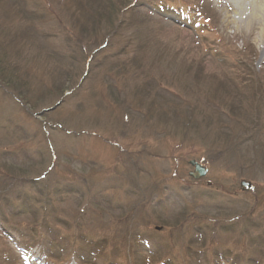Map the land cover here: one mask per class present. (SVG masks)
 Segmentation results:
<instances>
[{
	"label": "rangeland",
	"instance_id": "1",
	"mask_svg": "<svg viewBox=\"0 0 264 264\" xmlns=\"http://www.w3.org/2000/svg\"><path fill=\"white\" fill-rule=\"evenodd\" d=\"M250 16L231 0H0V264H264Z\"/></svg>",
	"mask_w": 264,
	"mask_h": 264
},
{
	"label": "bare ground",
	"instance_id": "2",
	"mask_svg": "<svg viewBox=\"0 0 264 264\" xmlns=\"http://www.w3.org/2000/svg\"><path fill=\"white\" fill-rule=\"evenodd\" d=\"M231 2L236 5H242L245 6V8L250 9L251 16L248 19L246 18L247 20L245 19L242 21H245L244 24H246V22L247 24H251L254 22V19H257L261 27L260 38L264 40V0H231Z\"/></svg>",
	"mask_w": 264,
	"mask_h": 264
},
{
	"label": "water",
	"instance_id": "3",
	"mask_svg": "<svg viewBox=\"0 0 264 264\" xmlns=\"http://www.w3.org/2000/svg\"><path fill=\"white\" fill-rule=\"evenodd\" d=\"M191 165L195 167V172L191 173V176L195 179H200L202 177H205L207 174V171L197 162H191ZM243 185H246L243 183Z\"/></svg>",
	"mask_w": 264,
	"mask_h": 264
},
{
	"label": "trees",
	"instance_id": "4",
	"mask_svg": "<svg viewBox=\"0 0 264 264\" xmlns=\"http://www.w3.org/2000/svg\"><path fill=\"white\" fill-rule=\"evenodd\" d=\"M6 84H9V83H6ZM9 86H10L13 90H16V91H17V90H18V91H19V90H23V89H21V88H19V89H14V87H13L11 84H9ZM19 93H21V92H18V93H17V97L20 98V100H22V99H21V96H20V95H22V94H19ZM22 101H23V100H22Z\"/></svg>",
	"mask_w": 264,
	"mask_h": 264
}]
</instances>
